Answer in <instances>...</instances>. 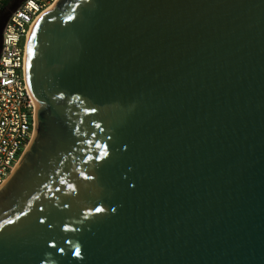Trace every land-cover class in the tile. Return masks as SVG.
<instances>
[{"label":"water","instance_id":"water-1","mask_svg":"<svg viewBox=\"0 0 264 264\" xmlns=\"http://www.w3.org/2000/svg\"><path fill=\"white\" fill-rule=\"evenodd\" d=\"M25 74L0 264H264V0H57Z\"/></svg>","mask_w":264,"mask_h":264},{"label":"built area","instance_id":"built-area-1","mask_svg":"<svg viewBox=\"0 0 264 264\" xmlns=\"http://www.w3.org/2000/svg\"><path fill=\"white\" fill-rule=\"evenodd\" d=\"M0 0V13L4 2ZM57 0H25L9 16L0 48V189L28 150L35 131L36 103L26 80L28 35Z\"/></svg>","mask_w":264,"mask_h":264},{"label":"rangeland","instance_id":"rangeland-1","mask_svg":"<svg viewBox=\"0 0 264 264\" xmlns=\"http://www.w3.org/2000/svg\"><path fill=\"white\" fill-rule=\"evenodd\" d=\"M11 1H12V0H10V1H7V2H8V4H7V5H9ZM24 1H25V0H24ZM7 5H6V6H7ZM6 6H4L3 8H5ZM8 19H9V18H8Z\"/></svg>","mask_w":264,"mask_h":264},{"label":"bare ground","instance_id":"bare-ground-1","mask_svg":"<svg viewBox=\"0 0 264 264\" xmlns=\"http://www.w3.org/2000/svg\"><path fill=\"white\" fill-rule=\"evenodd\" d=\"M31 31V30H30ZM29 36H30V33H29V35H28V40H29ZM25 63H26V57H25ZM35 133V132H34Z\"/></svg>","mask_w":264,"mask_h":264},{"label":"trees","instance_id":"trees-1","mask_svg":"<svg viewBox=\"0 0 264 264\" xmlns=\"http://www.w3.org/2000/svg\"><path fill=\"white\" fill-rule=\"evenodd\" d=\"M8 4V2H4L3 6H6Z\"/></svg>","mask_w":264,"mask_h":264},{"label":"snow or ice","instance_id":"snow-or-ice-1","mask_svg":"<svg viewBox=\"0 0 264 264\" xmlns=\"http://www.w3.org/2000/svg\"><path fill=\"white\" fill-rule=\"evenodd\" d=\"M78 254V253H77Z\"/></svg>","mask_w":264,"mask_h":264}]
</instances>
